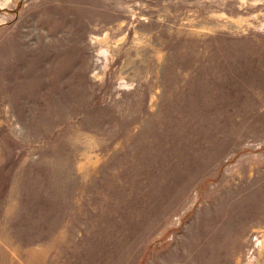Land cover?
Listing matches in <instances>:
<instances>
[{
  "label": "rangeland",
  "instance_id": "374dc122",
  "mask_svg": "<svg viewBox=\"0 0 264 264\" xmlns=\"http://www.w3.org/2000/svg\"><path fill=\"white\" fill-rule=\"evenodd\" d=\"M0 264H264V0H0Z\"/></svg>",
  "mask_w": 264,
  "mask_h": 264
}]
</instances>
